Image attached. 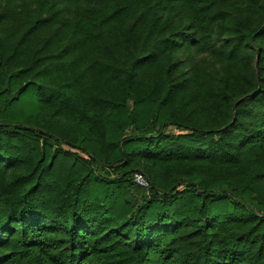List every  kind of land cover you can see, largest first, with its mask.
<instances>
[{"label":"trees","instance_id":"obj_1","mask_svg":"<svg viewBox=\"0 0 264 264\" xmlns=\"http://www.w3.org/2000/svg\"><path fill=\"white\" fill-rule=\"evenodd\" d=\"M0 264H264V0H0Z\"/></svg>","mask_w":264,"mask_h":264},{"label":"built area","instance_id":"obj_2","mask_svg":"<svg viewBox=\"0 0 264 264\" xmlns=\"http://www.w3.org/2000/svg\"><path fill=\"white\" fill-rule=\"evenodd\" d=\"M132 182L144 188L149 186V181L142 173H135L132 177Z\"/></svg>","mask_w":264,"mask_h":264}]
</instances>
